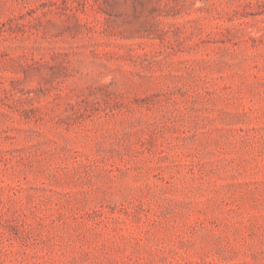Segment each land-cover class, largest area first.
<instances>
[{"label": "rangeland", "instance_id": "1", "mask_svg": "<svg viewBox=\"0 0 264 264\" xmlns=\"http://www.w3.org/2000/svg\"><path fill=\"white\" fill-rule=\"evenodd\" d=\"M0 264H264V0H0Z\"/></svg>", "mask_w": 264, "mask_h": 264}]
</instances>
